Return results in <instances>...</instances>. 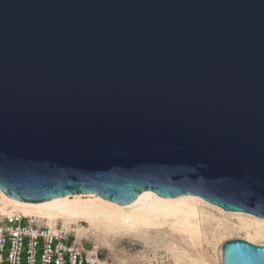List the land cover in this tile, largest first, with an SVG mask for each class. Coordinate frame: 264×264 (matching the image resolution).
I'll list each match as a JSON object with an SVG mask.
<instances>
[{"label": "water", "instance_id": "1", "mask_svg": "<svg viewBox=\"0 0 264 264\" xmlns=\"http://www.w3.org/2000/svg\"><path fill=\"white\" fill-rule=\"evenodd\" d=\"M0 192L264 221V0H0Z\"/></svg>", "mask_w": 264, "mask_h": 264}, {"label": "rangeland", "instance_id": "2", "mask_svg": "<svg viewBox=\"0 0 264 264\" xmlns=\"http://www.w3.org/2000/svg\"><path fill=\"white\" fill-rule=\"evenodd\" d=\"M76 197L79 196L69 197V200L64 202L65 208L73 209L77 202L85 205L87 201H94L100 206V203L92 197L80 196L79 200ZM189 203L191 212H194L191 219L190 217L187 219L188 224L178 223L176 228V225H172L175 219L168 221V224L163 223L164 226L160 221L159 226L148 229L150 232L143 236L120 231L121 225L112 217H108L111 210L105 206L100 210L101 215L90 218L92 220L87 223L68 218L65 214H54L48 218L52 220L63 218L68 223H81L87 242L97 245L102 264H222L221 248L230 240L247 241L255 246H264V229L260 226L255 227L254 224L264 226V221H258L259 219L255 221V218L246 214L224 213L202 200ZM174 227L179 229L174 230ZM154 230L163 231L164 234L158 238L151 233L155 232Z\"/></svg>", "mask_w": 264, "mask_h": 264}, {"label": "built area", "instance_id": "3", "mask_svg": "<svg viewBox=\"0 0 264 264\" xmlns=\"http://www.w3.org/2000/svg\"><path fill=\"white\" fill-rule=\"evenodd\" d=\"M81 223L27 214L0 192V264H102Z\"/></svg>", "mask_w": 264, "mask_h": 264}, {"label": "bare ground", "instance_id": "4", "mask_svg": "<svg viewBox=\"0 0 264 264\" xmlns=\"http://www.w3.org/2000/svg\"><path fill=\"white\" fill-rule=\"evenodd\" d=\"M87 197L94 198L98 203H100V206L96 205L95 204L96 202L94 203V201L93 202L87 201L85 205H81L80 202L79 203L77 202L76 207L72 205L74 207L73 209L65 208L64 202L69 200L68 199L69 197L61 198L59 200H52L49 202H45L43 204H30V205L22 204L19 202H13L11 200H8L6 197L5 198L8 203H10L11 205H14L15 207L17 206L21 208L27 214H31V213L40 214L43 217H47V218L51 217L54 214H57V215L65 214L68 218H71V219L75 218L77 220L86 221V223L89 222V220H92L90 218L96 217V215L98 214L101 215L100 210L103 209L102 206H105V208H108L109 210H111L108 217H112L113 219H115V221H117L121 225L122 230L120 231H123L124 233H128V234L133 232L135 235H142V236L150 232L148 229H153L154 227L156 228V225H158L160 221H162L160 222V224H163V223L168 224L167 223L168 221L175 219L172 222L173 226L178 223L181 225L187 223V219L189 217L191 219L192 212H194V211L191 212V209H190L191 206L189 202L190 201L196 202V200L201 202V200L195 197L187 196V197H179V198H172V199H162L160 197L155 196L153 193L144 192L135 201H133V203H131L128 207L127 206L122 207V206H117V204L115 206L112 203L103 201L102 199L100 201L99 198L95 196H87ZM80 198H81L80 196L76 197L77 200H79ZM238 215H241V214H238ZM257 220L255 218V221ZM260 220L261 219H259L258 221ZM262 221L263 220H261V222ZM254 224H255V227L260 226L264 229V226H261V224H258V223H254ZM169 226L170 225H168V227ZM177 227L178 225H176V228ZM176 228L174 227V230ZM181 232L184 233L185 230L184 231L181 230ZM151 233L156 235L158 238L164 234L163 231H160V230L151 232Z\"/></svg>", "mask_w": 264, "mask_h": 264}]
</instances>
